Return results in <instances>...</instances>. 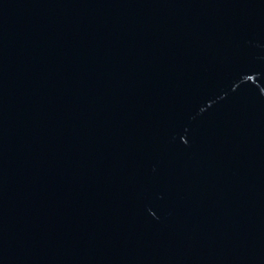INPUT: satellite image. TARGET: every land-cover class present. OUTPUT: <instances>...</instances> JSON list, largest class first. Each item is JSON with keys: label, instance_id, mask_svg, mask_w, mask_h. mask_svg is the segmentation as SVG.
Listing matches in <instances>:
<instances>
[{"label": "water", "instance_id": "obj_1", "mask_svg": "<svg viewBox=\"0 0 264 264\" xmlns=\"http://www.w3.org/2000/svg\"><path fill=\"white\" fill-rule=\"evenodd\" d=\"M0 264H264V0H0Z\"/></svg>", "mask_w": 264, "mask_h": 264}]
</instances>
